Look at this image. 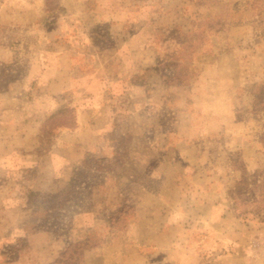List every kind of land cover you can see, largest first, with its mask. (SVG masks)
I'll return each instance as SVG.
<instances>
[{
    "label": "rangeland",
    "instance_id": "374dc122",
    "mask_svg": "<svg viewBox=\"0 0 264 264\" xmlns=\"http://www.w3.org/2000/svg\"><path fill=\"white\" fill-rule=\"evenodd\" d=\"M262 169L264 0H0V264H264Z\"/></svg>",
    "mask_w": 264,
    "mask_h": 264
},
{
    "label": "trees",
    "instance_id": "16d2710c",
    "mask_svg": "<svg viewBox=\"0 0 264 264\" xmlns=\"http://www.w3.org/2000/svg\"><path fill=\"white\" fill-rule=\"evenodd\" d=\"M61 109L64 110V108ZM231 199L233 210L237 216L244 217L251 214L259 221L264 222V169L255 171L250 178L245 173L241 175L231 192Z\"/></svg>",
    "mask_w": 264,
    "mask_h": 264
},
{
    "label": "crops",
    "instance_id": "0c3cea01",
    "mask_svg": "<svg viewBox=\"0 0 264 264\" xmlns=\"http://www.w3.org/2000/svg\"><path fill=\"white\" fill-rule=\"evenodd\" d=\"M80 116L81 114L76 118L77 130L75 128L74 135L77 134L80 135L79 137H81V135H83L84 130H86L89 131L94 138L92 139L90 144H84L82 143L83 140L81 138L79 139L75 138V140L72 142V146H74L75 149L72 158L70 160L71 165H73V163L78 161L82 157V154L85 151L89 150V148L94 147L96 143H98V141L101 140L99 137L101 133L112 125L110 122L111 121L110 113L101 111L100 115H96V117L95 118L93 117L91 121H89L88 118L86 117L83 118L81 116L80 118ZM58 161L60 162L62 160H58Z\"/></svg>",
    "mask_w": 264,
    "mask_h": 264
}]
</instances>
